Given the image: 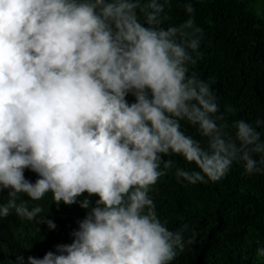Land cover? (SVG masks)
<instances>
[{"label":"clouds","instance_id":"9594fccd","mask_svg":"<svg viewBox=\"0 0 264 264\" xmlns=\"http://www.w3.org/2000/svg\"><path fill=\"white\" fill-rule=\"evenodd\" d=\"M168 3L0 0V193L9 190L0 218L14 211L55 229L29 201L98 197L70 244L28 264H170L195 233L185 240L187 225L173 231L159 218L150 193L161 177L175 169L178 182L215 183L234 163L264 173V120L229 121L230 105L221 112L214 80L190 70L202 56L194 5L185 3L186 21L165 27Z\"/></svg>","mask_w":264,"mask_h":264},{"label":"trees","instance_id":"16d2710c","mask_svg":"<svg viewBox=\"0 0 264 264\" xmlns=\"http://www.w3.org/2000/svg\"><path fill=\"white\" fill-rule=\"evenodd\" d=\"M186 2L169 0L165 12L170 19L165 27L189 18L184 10ZM191 2L195 24L203 29V37L198 49L202 56L190 70L202 80H214L211 88L221 112L226 105L237 110L229 121L244 119L254 124L257 119L264 120V0ZM127 100L134 102V97L129 94ZM184 128L186 134L201 139L195 128ZM258 131L264 141V125ZM167 158L175 160L177 167L199 170L180 156ZM174 171L161 177L150 195L161 221L166 220L173 231L187 225L185 240L195 233V241L170 264H264V256L257 252L264 248V173L247 175L241 164L234 163L218 182L189 185L178 182ZM24 175L31 182L38 178L30 169H25ZM8 191L0 193V203L7 202ZM21 198L28 199L26 195ZM85 198L90 200L89 209L79 205ZM96 199L84 193L73 205H57L49 193L40 201H29V207H43L41 215L52 220L55 229L36 220H22L14 211L0 218V264H28V256L42 258L48 251L56 252V245L70 244L71 233L95 206Z\"/></svg>","mask_w":264,"mask_h":264}]
</instances>
